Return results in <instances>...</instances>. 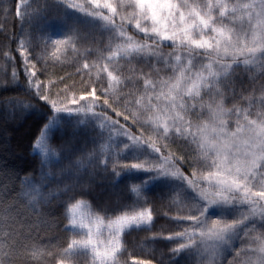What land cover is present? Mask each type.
Returning <instances> with one entry per match:
<instances>
[{
	"label": "snow or ice",
	"instance_id": "1",
	"mask_svg": "<svg viewBox=\"0 0 264 264\" xmlns=\"http://www.w3.org/2000/svg\"><path fill=\"white\" fill-rule=\"evenodd\" d=\"M0 17V264H264V0Z\"/></svg>",
	"mask_w": 264,
	"mask_h": 264
},
{
	"label": "trees",
	"instance_id": "2",
	"mask_svg": "<svg viewBox=\"0 0 264 264\" xmlns=\"http://www.w3.org/2000/svg\"><path fill=\"white\" fill-rule=\"evenodd\" d=\"M8 0H0V5H4L7 4ZM0 21H3V17H0ZM3 24L0 23V27H2ZM19 28V24L15 23L13 24V22H9V30H18ZM11 95V93H9ZM31 121L28 122L29 125H31ZM28 132V127L26 126L25 128H17V131L15 133L13 132H9V143L7 145V147L9 149H14L17 153L18 156H22L23 155V151L18 147V142L23 139L24 136L27 135ZM5 159H7V161L10 164H16L19 165L20 167H23L24 164L22 161L15 159L9 152L4 151L3 149H0V164H3L5 162ZM132 239H135V237H132Z\"/></svg>",
	"mask_w": 264,
	"mask_h": 264
},
{
	"label": "rangeland",
	"instance_id": "3",
	"mask_svg": "<svg viewBox=\"0 0 264 264\" xmlns=\"http://www.w3.org/2000/svg\"><path fill=\"white\" fill-rule=\"evenodd\" d=\"M85 213H88L90 211L89 208L85 207L84 209H82Z\"/></svg>",
	"mask_w": 264,
	"mask_h": 264
}]
</instances>
